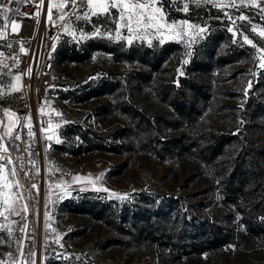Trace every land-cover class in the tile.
I'll list each match as a JSON object with an SVG mask.
<instances>
[{"label": "rangeland", "instance_id": "rangeland-1", "mask_svg": "<svg viewBox=\"0 0 264 264\" xmlns=\"http://www.w3.org/2000/svg\"><path fill=\"white\" fill-rule=\"evenodd\" d=\"M2 2L12 10L18 7L21 0ZM184 2L188 3L189 11L175 10L182 8V3L181 0H173L175 7L169 18L182 20L190 17L202 26L206 24L207 30L201 34L204 39L193 44L190 56L186 54L189 50L178 43L175 52L170 54L171 60L167 63L164 76L174 71L176 81L183 75L205 79L210 86V95L204 111L192 128L182 125L180 128L167 126L162 130L167 135L188 132L193 140L217 130L242 133L248 122L245 117L250 115L245 102L249 99L264 102V69L258 67L260 61L257 56L260 54L251 55L256 53V49L246 43L241 46L239 33L233 43V34L227 28L242 29L260 47L264 45V37L259 35L264 30V14L251 18L252 23L257 25V30L252 32L244 27L248 21L237 20L233 25L224 16L227 8L223 0H218L222 4L220 8L204 4L203 0L199 6H195L193 0ZM245 2L247 6L240 7L251 6L247 0ZM237 4L240 5V0H237ZM168 8L165 0L164 10L168 11ZM216 16L222 18L215 19ZM95 19L92 18L93 22ZM80 25H83L85 33L93 30L91 23L73 21L74 27ZM164 39L165 42H176L167 36ZM106 40L128 46L122 40ZM72 42L62 26L54 45L56 68L53 91L56 102L52 109L55 116L63 118L60 143H54L53 138H45L52 136L48 127L36 130L34 136L25 134L34 155V165L29 176L12 177L9 173L10 181H21L23 186L19 191L24 193V198L14 197L10 202L12 209H19L18 213L3 212L4 206L0 203V212H3L0 215V259L9 250L22 219L28 216L34 236L27 264H230L236 255L233 247L197 254L186 248L166 245L165 241L162 244L149 243L142 235L134 236L128 232L132 231L129 221L131 212L128 214V211L138 206L148 207L152 199L156 200L162 195L176 198L180 226L187 225L189 221H217L231 210V206L222 201V195L213 187L210 169L200 162L194 149L173 157H158L148 148L149 145L158 146L159 126L141 124L142 127L134 129L130 115L119 108V103L127 99L144 111L149 106L159 111L154 96L148 92V85L142 86L143 89L132 99L118 90L84 100L79 98L81 89L99 78L119 80L122 85L128 71L135 65L115 60L112 53L101 49L92 50L84 61L69 60L62 50ZM153 42L158 40L153 39ZM134 43L147 44L139 40ZM211 46H214L213 55L207 57ZM57 49L61 50L59 55L56 54ZM225 56L230 60L225 61ZM185 59L188 60L187 64L183 63ZM204 60L211 64L208 71L201 67ZM8 72L12 76L4 75ZM15 75L18 74L8 67L0 70V115L4 109L15 113L14 132L22 117L30 120L33 116L25 108L20 82L18 88L17 81L13 79ZM10 83L15 84L18 90L8 87ZM57 112L60 114L57 115ZM128 121L133 127L132 132L124 127ZM144 143L149 145L142 146ZM101 174L103 179L97 181L95 186L84 180L78 181L67 189L71 195H64L65 186L73 176L90 175L95 180ZM32 184L36 188H32ZM103 188L109 192L96 190ZM12 191L16 192V188L13 187ZM111 192L127 199L109 198ZM24 205L27 206L26 210L22 207ZM236 217L234 222L237 221Z\"/></svg>", "mask_w": 264, "mask_h": 264}, {"label": "trees", "instance_id": "trees-1", "mask_svg": "<svg viewBox=\"0 0 264 264\" xmlns=\"http://www.w3.org/2000/svg\"><path fill=\"white\" fill-rule=\"evenodd\" d=\"M122 44L91 38L86 42H72L62 50L67 59L84 61L92 50L101 49L112 53L115 60L135 65L128 71L122 85L119 80L99 78L85 85L79 92V98L84 100L118 90L132 99L143 89L142 86L148 85V92L154 96L159 111L153 110V106L144 111L127 99L119 103V108L130 115L134 129L142 125L159 126L158 146L146 143L142 146L149 145L148 149L158 157H173L194 149L200 162L210 169L213 187L222 195V201L231 206V210L217 221H189L187 225L180 226L176 198L162 195L152 199L148 207L138 206L128 211V214L131 212L129 221L132 228L128 232L134 236L142 235L149 243L162 244L165 241L166 245L186 248L197 254L233 247L236 255L230 264H264V219H261L264 218V102L251 99L245 102L250 115L245 117L248 122L244 125L243 134L217 130L200 135V141H197L199 138L193 140L184 131L167 135L162 130L167 126L180 128L186 125L185 128H192L207 105L210 86L205 79L187 75L180 76L176 81L174 71L164 76L167 63L171 60L170 54L179 45L177 42H153L151 47L142 43ZM209 49L207 57L213 55L214 46ZM59 52L61 50L57 49L56 54L59 55ZM229 60L225 56V61ZM203 64V70L208 71L211 64L207 60ZM126 123L124 127L132 132L133 127L128 124L129 121ZM238 133L242 134V138ZM237 214L240 218L234 222Z\"/></svg>", "mask_w": 264, "mask_h": 264}, {"label": "snow or ice", "instance_id": "snow-or-ice-1", "mask_svg": "<svg viewBox=\"0 0 264 264\" xmlns=\"http://www.w3.org/2000/svg\"><path fill=\"white\" fill-rule=\"evenodd\" d=\"M169 8L168 11L164 10L165 0H70L71 10L68 13H64L63 9L67 7L68 0H65V3L59 5L60 14L57 17L58 21H64V31L72 38L74 42H80L81 40H86L92 37L106 38L114 41H125L126 45H132L134 41H146L148 46H153V39L158 40V44L165 43L164 37L167 36L168 39L175 40L177 43H182L187 51V55H191V48L193 44L199 43L200 40L204 39V36L201 35L207 30V25H201L194 22L190 17L187 19L177 20L175 18H169L170 12L174 9L173 0H166ZM195 6L201 4V0H193ZM248 3L253 7H259L256 4V0H247ZM43 0H41V4ZM182 8H176L175 10H180L185 13L189 11V5L184 0H181ZM204 4H212L213 7L220 8L222 4L218 0H203ZM240 6H247L245 0H240V5L237 4V0H231V3L227 7L236 8L239 10ZM39 7V6H37ZM8 11L6 4L0 0V29L8 27L3 21L8 20ZM261 13L264 14V8L261 9ZM39 15V11L35 13L32 18ZM66 16L70 19L66 21ZM224 16L227 17L233 25L236 24V21H248V24L245 25V28H248L250 31L255 32L257 30V25L252 23V20L247 15L241 13L238 16H230L227 12L224 13ZM95 17V22L92 18ZM215 19H221L222 17L216 16ZM47 20L52 22L55 26L56 21L53 20L52 8L50 7L47 12ZM84 20L92 24V31L85 33L83 31V25L78 27L73 26V21ZM112 25L113 27H109ZM250 26V27H249ZM20 25L14 21L11 22V28H19ZM103 28V31L101 29ZM126 30V31H121ZM227 31L232 32L233 34V43L236 42L235 37L239 33L241 46L245 43L251 45L256 49V53L251 55L257 56V59L260 61L258 67L264 69V45L260 47L257 44L253 43L252 39H249L248 35L243 33L242 29L237 28L234 30L232 27H228ZM259 35L264 37V30H261ZM199 37V40L197 39ZM11 45H9L10 47ZM158 46V45H157ZM23 51V49H21ZM55 50L54 48L52 49ZM95 58V57H93ZM184 64L188 63V60L183 61ZM4 67H7L5 65ZM26 73L31 74L32 69L26 68ZM4 75L12 76V73H4ZM183 75V73H181ZM95 77H90L89 79H94ZM13 79L17 82L20 81L21 76L15 75ZM8 87L16 89L15 84H9ZM249 87H251V82H249ZM18 90V89H16ZM43 112V108L40 109ZM60 113L57 112V115ZM15 113L9 109H4L2 115H0V150L5 155H0V203L3 204V212L16 211L19 212V209L11 208V201L13 198H24V193L19 191L23 186L20 180L10 181L9 173L12 177L17 175L16 168H9V165L12 163L10 156V150H15L16 146L14 141L20 140V132H14V122L13 118ZM7 118V119H5ZM243 122V121H241ZM24 125H21V130ZM48 127H52L51 122H48ZM26 135L34 136L31 130H29ZM48 140L52 139V136L45 137ZM7 141V142H6ZM56 143H60V140L57 139ZM30 147V146H29ZM17 159H20L17 157ZM23 171V165L20 166ZM59 170V169H57ZM27 176V173H26ZM103 179V175L97 177L95 180L88 177H80L75 175L72 178V181L65 186V196H70L71 193L67 191L68 188H71V185L78 181H87L89 184L95 186L97 181ZM13 187L16 188V192H13ZM32 188H36L35 184L31 185ZM59 187V185H57ZM97 191L109 192L108 189H96ZM84 191V189H80ZM115 198L118 200L127 199L126 196H120L115 192L110 193L109 198ZM64 197L62 196L61 199ZM75 198V197H73ZM26 210V205L22 206ZM3 212H0V215H3ZM237 221L239 220V214H237ZM264 219V218H261ZM241 227H244L241 225ZM246 230V229H245Z\"/></svg>", "mask_w": 264, "mask_h": 264}, {"label": "built area", "instance_id": "built-area-1", "mask_svg": "<svg viewBox=\"0 0 264 264\" xmlns=\"http://www.w3.org/2000/svg\"><path fill=\"white\" fill-rule=\"evenodd\" d=\"M48 2L49 0H43L41 4V0H21L17 8L8 11L9 19L3 21L8 27L0 29V64L7 65L10 70L21 76L19 82L24 105L33 115L30 120L22 117L16 130L20 132L21 139L14 141L16 148L10 150L12 163L9 168H16L18 177H25L26 173L29 176L34 165V155L25 134L29 130L36 132L38 129L48 127V122H51V135L56 143L63 123L62 116H55L52 112L56 102L53 91L56 57L52 49L65 23L57 20L61 11L59 5L65 3V0H51L50 4ZM223 2L230 16L243 13L250 18H256L262 14L261 9L264 7V0H256L259 7H239V10L227 7L231 0H223ZM50 7L53 20L56 21L55 26L47 20ZM70 10L71 3L68 0L67 7L63 11L68 13ZM37 11L39 15L32 18ZM12 21L18 23L20 27L12 29ZM29 67L32 69L30 75L25 71ZM41 108L43 112L40 111ZM21 125H24L22 130ZM0 155H5L2 150ZM116 191L119 192V189ZM33 236V226L28 216H24L9 250L0 259V264H27Z\"/></svg>", "mask_w": 264, "mask_h": 264}, {"label": "crops", "instance_id": "crops-1", "mask_svg": "<svg viewBox=\"0 0 264 264\" xmlns=\"http://www.w3.org/2000/svg\"><path fill=\"white\" fill-rule=\"evenodd\" d=\"M4 66H5L4 64H0V70H3L4 68L6 70V67ZM17 87L19 88V82H17Z\"/></svg>", "mask_w": 264, "mask_h": 264}]
</instances>
